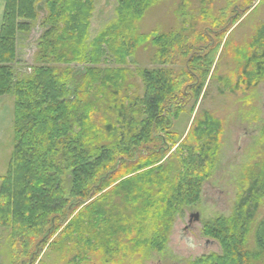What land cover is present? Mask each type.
Listing matches in <instances>:
<instances>
[{"label": "trees", "instance_id": "trees-1", "mask_svg": "<svg viewBox=\"0 0 264 264\" xmlns=\"http://www.w3.org/2000/svg\"><path fill=\"white\" fill-rule=\"evenodd\" d=\"M154 1L117 0V20L87 44L93 0H4L0 97L12 95L14 108L11 158L6 174L0 177V221L18 234L25 253L34 250L35 239L42 237L46 228L65 216L72 201L85 205L68 221L63 238L77 235L84 243V252L94 253L101 248L105 253L116 229H102V224H107L103 217H113L118 206L125 201L132 203L140 195L153 210V237L144 241L142 252L160 253L173 217L183 207L198 203L201 186L213 167L210 153L215 144L208 137L217 130L213 118L204 116L190 134L198 143L204 137L208 139L201 147L194 151L180 142L174 162H160L178 141V135L169 132L170 116L177 117L181 112L184 98L198 97L217 46L204 49L202 55L196 54L198 47L178 43L181 36L174 33L134 35L130 32L134 24ZM40 4L44 16L39 25L44 30L37 39V65L29 77L19 81L13 79L11 68L16 59L17 34L31 31ZM262 31L256 40L264 43V28ZM144 43L153 44L155 50L150 60L152 68L137 70L143 82L140 98L130 92L136 86L126 83L129 72L124 67ZM176 53L193 67L191 75L185 67L181 75L169 69L176 63ZM261 57L264 59V50ZM102 58L111 59L117 67L92 68ZM70 63L76 67L65 66ZM261 65L257 63L256 69ZM183 76L188 81L182 80ZM170 105L176 106L172 114ZM94 113L101 114L97 118L105 124L102 132L92 121ZM101 133L113 139L112 143L104 144ZM163 142L168 148L164 149ZM179 148L187 149L186 154ZM261 169L242 189L232 217H216L203 227V233L218 242L221 253L190 264L263 260L264 219L256 223L264 197V164ZM109 194L117 199L116 206L112 205V197L107 200ZM153 196L159 199L158 204L148 201ZM253 225L254 249L250 251L247 244ZM128 231L125 234L131 236L133 230ZM114 246L110 249L116 254L119 247Z\"/></svg>", "mask_w": 264, "mask_h": 264}, {"label": "rangeland", "instance_id": "rangeland-1", "mask_svg": "<svg viewBox=\"0 0 264 264\" xmlns=\"http://www.w3.org/2000/svg\"><path fill=\"white\" fill-rule=\"evenodd\" d=\"M93 1L94 11L89 20L87 44L117 20V0ZM4 4V0H0V26ZM40 5L39 14L31 23V31L17 34L16 59L11 68L13 79L19 81L29 77L33 66L37 65L34 60L37 39L44 30L39 25L44 16ZM263 26L264 0H155L130 31L136 36L174 33L181 36L178 43L193 49L198 47L196 54L204 55V49L217 46L198 97L184 98L177 117L172 114L176 106L168 107L172 114L169 132L178 135V141L160 163L175 159V149L180 142L184 141L196 151L208 140L204 137L198 143L190 135L196 129L197 121L203 120L204 116L213 118L217 130L208 135L215 144L210 153L213 167L201 186L200 199L193 206L183 207L173 217L164 236L166 243L162 252H142L144 241L153 237V210L140 195L136 201H125L118 206L119 210L113 217L105 214L103 218H106L107 224H102V218L99 220L102 229H116L112 231L115 235L110 240L109 249L108 246H102L108 249L105 253L101 248H97L94 253L84 252V243L77 235L69 240L62 236L68 221L85 205L83 202H70L65 216L46 228L44 235L35 239L34 250L31 248L26 253L17 239L18 234H14L10 225L0 221V264H190L203 256L220 254L218 242L206 236L203 227L216 217H232L242 189L247 188L249 179L258 174L264 164V59L261 57L264 43L256 40L259 34L262 35ZM154 48L151 43L139 46L124 67L129 72L126 83L136 86L130 92H135L140 98L143 95V82L137 70L152 68L150 60ZM175 56L176 63L169 69L181 75L185 67V71L191 75L193 67L187 65L184 57L177 53ZM259 62L262 65L256 69ZM65 66L76 67L72 63ZM46 67L51 65L46 64ZM116 67L109 58H102L98 65L92 66L101 70ZM181 78L188 79L187 76ZM13 108L12 95L0 97V177L6 174L11 158ZM99 115L94 113L92 121L98 124V131L102 132L105 124L97 118ZM100 139L104 144L112 143L113 140L107 139L105 133H101ZM163 144L164 149L168 148L167 143ZM178 150L185 155L187 149ZM172 153L173 156H170ZM111 197L114 200L112 205L116 206L117 199L113 194H109L107 200L111 201ZM147 199L158 204L157 197ZM191 214H198V221H193ZM263 219L264 197L258 206L256 223ZM254 227L248 236L247 248L250 251L254 249ZM129 228L133 230L131 236L125 234ZM112 244L116 245L115 249L119 247L116 254L110 249ZM254 261L250 260L246 264H264V258Z\"/></svg>", "mask_w": 264, "mask_h": 264}, {"label": "water", "instance_id": "water-1", "mask_svg": "<svg viewBox=\"0 0 264 264\" xmlns=\"http://www.w3.org/2000/svg\"><path fill=\"white\" fill-rule=\"evenodd\" d=\"M190 218L193 219V221H198V214H191ZM190 222L191 221L189 220V223Z\"/></svg>", "mask_w": 264, "mask_h": 264}]
</instances>
